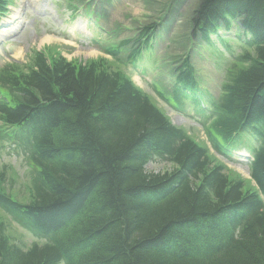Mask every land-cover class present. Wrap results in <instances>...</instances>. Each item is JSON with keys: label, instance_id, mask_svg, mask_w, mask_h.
I'll return each instance as SVG.
<instances>
[{"label": "trees", "instance_id": "1", "mask_svg": "<svg viewBox=\"0 0 264 264\" xmlns=\"http://www.w3.org/2000/svg\"><path fill=\"white\" fill-rule=\"evenodd\" d=\"M13 1L0 0V20ZM190 22L186 39L223 61L220 94L190 47L172 64V95L154 86L168 102L193 99L206 142L122 70L152 49L156 22L108 48L110 61L47 48L0 67V143L31 166L25 199L0 171V264H264V0H202ZM243 129L255 187L212 152L240 148ZM154 160L174 169L148 173ZM8 221L42 241L18 243Z\"/></svg>", "mask_w": 264, "mask_h": 264}, {"label": "rangeland", "instance_id": "2", "mask_svg": "<svg viewBox=\"0 0 264 264\" xmlns=\"http://www.w3.org/2000/svg\"><path fill=\"white\" fill-rule=\"evenodd\" d=\"M200 1L15 0L10 7V14L4 16L0 24V67L13 60L26 62L34 50L44 51L47 48L50 52H60L67 60L76 62L109 59L104 55L106 48L132 37L144 25L160 22L171 8L173 28H160L153 53L143 60L145 65L140 63L136 67L121 69L138 88L151 97L175 126L184 129L195 139L206 142L202 127L196 120L199 113L192 104L187 101L181 110L174 108L159 97L154 88V84H159L165 95L172 94V64L175 65L184 55L182 44L190 35L192 12ZM68 3L77 6L79 12L74 18L72 11L67 9ZM100 37L101 42L96 43ZM202 50L198 45L192 48V61L201 83L205 82L213 95L218 96L225 81L223 61H214L217 67L210 57L203 56ZM208 52L212 57V53ZM237 153L233 158L222 159L226 172L239 174L255 187L247 153L245 150ZM30 169L31 166L22 155L7 147V144L0 146V171L7 174V189L19 199H25V195H28L22 191L31 183ZM145 169L148 173H164L172 171L174 165L168 161H154L149 162ZM0 213L3 215L2 211ZM7 225L10 227L9 233L18 243L30 246L42 241L15 222L8 221Z\"/></svg>", "mask_w": 264, "mask_h": 264}, {"label": "bare ground", "instance_id": "3", "mask_svg": "<svg viewBox=\"0 0 264 264\" xmlns=\"http://www.w3.org/2000/svg\"><path fill=\"white\" fill-rule=\"evenodd\" d=\"M10 14V13H9ZM213 152H215V151H213Z\"/></svg>", "mask_w": 264, "mask_h": 264}]
</instances>
